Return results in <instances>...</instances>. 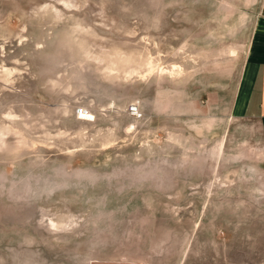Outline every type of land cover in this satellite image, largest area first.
<instances>
[{"label": "rangeland", "instance_id": "obj_1", "mask_svg": "<svg viewBox=\"0 0 264 264\" xmlns=\"http://www.w3.org/2000/svg\"><path fill=\"white\" fill-rule=\"evenodd\" d=\"M260 3L0 0V264H264Z\"/></svg>", "mask_w": 264, "mask_h": 264}, {"label": "crops", "instance_id": "obj_2", "mask_svg": "<svg viewBox=\"0 0 264 264\" xmlns=\"http://www.w3.org/2000/svg\"><path fill=\"white\" fill-rule=\"evenodd\" d=\"M244 59L247 67L244 72V84L234 105L241 113L264 120V0H261L256 8ZM88 264L136 263L124 259L93 258Z\"/></svg>", "mask_w": 264, "mask_h": 264}, {"label": "bare ground", "instance_id": "obj_3", "mask_svg": "<svg viewBox=\"0 0 264 264\" xmlns=\"http://www.w3.org/2000/svg\"><path fill=\"white\" fill-rule=\"evenodd\" d=\"M106 54V53H105ZM110 54V53H109ZM102 55V54H101ZM101 60H103L102 58H101ZM107 69V68H106ZM110 70V69H109ZM176 72H178L177 70H175ZM181 71H179V73H180ZM8 80V79H7ZM1 138V137H0Z\"/></svg>", "mask_w": 264, "mask_h": 264}]
</instances>
